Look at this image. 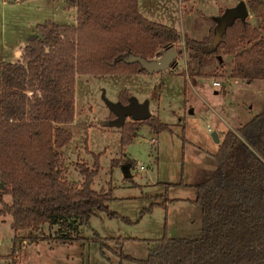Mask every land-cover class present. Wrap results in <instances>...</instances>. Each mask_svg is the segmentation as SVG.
Listing matches in <instances>:
<instances>
[{
    "label": "trees",
    "instance_id": "trees-1",
    "mask_svg": "<svg viewBox=\"0 0 264 264\" xmlns=\"http://www.w3.org/2000/svg\"><path fill=\"white\" fill-rule=\"evenodd\" d=\"M67 1L77 8L76 25L38 24L23 62L0 66V180L6 184L0 221L11 215L16 233L56 228L59 244H73L80 227L99 213L130 223L110 210L112 190L94 189L100 156L92 168L79 167L82 182H68L61 172L62 151L72 140L63 125L75 119L76 75H148L123 59L134 54L152 60L180 40L175 28L143 16L138 0ZM219 21L201 39L185 36L184 49L202 63L232 58L230 76L247 84L264 80V15L258 28L246 17L223 29ZM214 160L212 175L195 186L201 236L164 237L139 262L264 264V111L223 133Z\"/></svg>",
    "mask_w": 264,
    "mask_h": 264
},
{
    "label": "rangeland",
    "instance_id": "rangeland-1",
    "mask_svg": "<svg viewBox=\"0 0 264 264\" xmlns=\"http://www.w3.org/2000/svg\"><path fill=\"white\" fill-rule=\"evenodd\" d=\"M240 1L248 11L246 20L258 28L264 0H138L143 16L179 32L174 46L182 52L170 69L153 76L77 74L75 119L63 125L72 140L62 151L60 167L68 182H82L79 167L92 168L100 156L94 189L112 190L110 210L130 223L99 213L80 227L73 244L60 245L55 241L56 228L16 233L12 216L7 215L0 221V264H142L139 261L164 237L201 236V211L193 202L195 186L215 168L219 144L211 134L221 140L223 133L264 111V80L247 84L232 78L228 56L222 63L214 57L202 63L184 49V37L206 36L216 18ZM76 13L67 0H0V66L23 62L26 46H21L37 33L38 23H74ZM130 96L149 103L151 126L131 119L123 127L106 126L117 116L104 97L127 104ZM128 163L132 177L125 179ZM4 199L11 204V196Z\"/></svg>",
    "mask_w": 264,
    "mask_h": 264
},
{
    "label": "water",
    "instance_id": "water-1",
    "mask_svg": "<svg viewBox=\"0 0 264 264\" xmlns=\"http://www.w3.org/2000/svg\"><path fill=\"white\" fill-rule=\"evenodd\" d=\"M248 15L247 8L243 1H240L236 6L229 8L224 16L220 18L219 27L221 29L224 26L231 24L235 19L241 17L244 18ZM178 52L175 46L163 49L160 52L158 59L147 60L140 56H134L129 54L123 61L127 64H139L140 68L144 70L149 76L164 72L171 68L174 62L177 60ZM105 103L108 108L117 116V120L109 123H105L109 127H123L127 119H131L132 122H144L151 119L152 115L149 110V103L147 101L140 103L135 98H131L129 104L124 105L122 103H114L104 97ZM211 137L216 144H219V137L216 133H212ZM132 176L129 173V167L124 168V178L130 179ZM0 190H6V184L0 180Z\"/></svg>",
    "mask_w": 264,
    "mask_h": 264
},
{
    "label": "crops",
    "instance_id": "crops-1",
    "mask_svg": "<svg viewBox=\"0 0 264 264\" xmlns=\"http://www.w3.org/2000/svg\"><path fill=\"white\" fill-rule=\"evenodd\" d=\"M70 8H74L76 11H77V8L76 7H70ZM45 21H47V20H45ZM52 21V20H51ZM54 22H56V21H54ZM40 23H44V21L43 22H40ZM40 23H38V24H40ZM56 23H58V24H65V23H61V22H56ZM37 24V25H38ZM77 24V13H76V17H75V22L74 23H70V24H67V25H76ZM36 30H37V33H38V29H37V27H36ZM27 45V42H25V45L24 46H21V47H25ZM20 47H17L16 49H15V53H19V50H17V49H19ZM234 131V130H233ZM219 137V136H218ZM219 142H220V138H219ZM25 243H27V241H25ZM59 244V243H58ZM60 245H62V244H60ZM63 245H71V244H63ZM17 261V260H16Z\"/></svg>",
    "mask_w": 264,
    "mask_h": 264
},
{
    "label": "built area",
    "instance_id": "built-area-1",
    "mask_svg": "<svg viewBox=\"0 0 264 264\" xmlns=\"http://www.w3.org/2000/svg\"><path fill=\"white\" fill-rule=\"evenodd\" d=\"M212 85H213L214 87H219V86H220V83H219V82H213Z\"/></svg>",
    "mask_w": 264,
    "mask_h": 264
},
{
    "label": "flooded vegetation",
    "instance_id": "flooded-vegetation-1",
    "mask_svg": "<svg viewBox=\"0 0 264 264\" xmlns=\"http://www.w3.org/2000/svg\"><path fill=\"white\" fill-rule=\"evenodd\" d=\"M123 104V103H122ZM125 105V104H124Z\"/></svg>",
    "mask_w": 264,
    "mask_h": 264
}]
</instances>
